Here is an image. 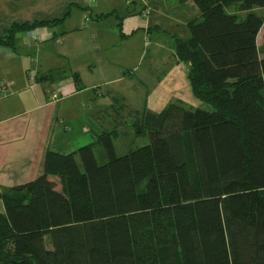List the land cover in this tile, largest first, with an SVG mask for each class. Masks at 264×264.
Returning <instances> with one entry per match:
<instances>
[{
  "label": "trees",
  "instance_id": "obj_1",
  "mask_svg": "<svg viewBox=\"0 0 264 264\" xmlns=\"http://www.w3.org/2000/svg\"><path fill=\"white\" fill-rule=\"evenodd\" d=\"M190 1L201 20L174 58L209 110H129L149 144L118 156L103 134L102 164L93 145L47 152L41 176L0 191V264H264V0ZM59 22L13 24L0 47Z\"/></svg>",
  "mask_w": 264,
  "mask_h": 264
},
{
  "label": "crops",
  "instance_id": "obj_2",
  "mask_svg": "<svg viewBox=\"0 0 264 264\" xmlns=\"http://www.w3.org/2000/svg\"><path fill=\"white\" fill-rule=\"evenodd\" d=\"M200 20L190 0H0V38L13 24L60 21L0 47V191L41 176L47 152L95 150L103 134L117 138L129 110H209L174 58L175 39L188 40L187 25ZM48 74L52 82L38 79Z\"/></svg>",
  "mask_w": 264,
  "mask_h": 264
},
{
  "label": "rangeland",
  "instance_id": "obj_3",
  "mask_svg": "<svg viewBox=\"0 0 264 264\" xmlns=\"http://www.w3.org/2000/svg\"><path fill=\"white\" fill-rule=\"evenodd\" d=\"M226 12L229 14H234L236 12L235 7H228ZM252 13L258 17H261L264 20V9L254 8ZM245 14H240L241 18H244ZM257 45L260 50V57L264 58V24L262 29L259 32ZM190 90H186V95H189ZM120 134L117 138L113 139V144L115 147L116 154L118 156H123L126 154L130 149H137L149 144V139L147 136H142L136 138L134 136L133 128H132V121L127 117H123L122 119V126L119 129ZM95 157L98 164H102L104 162V157L102 155L101 148H96L94 150ZM104 158V159H103ZM57 181V180H56ZM59 188V187H57Z\"/></svg>",
  "mask_w": 264,
  "mask_h": 264
},
{
  "label": "built area",
  "instance_id": "obj_4",
  "mask_svg": "<svg viewBox=\"0 0 264 264\" xmlns=\"http://www.w3.org/2000/svg\"><path fill=\"white\" fill-rule=\"evenodd\" d=\"M143 15L146 16V15H147V12L144 11V12H143ZM84 18H85V20H88V17H87V16H85ZM29 81H30V82H33V79L30 78ZM0 92L3 93V94L6 93V85H4V84H1V85H0ZM54 98H56V97H54Z\"/></svg>",
  "mask_w": 264,
  "mask_h": 264
}]
</instances>
